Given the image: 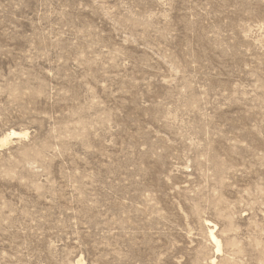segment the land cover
I'll use <instances>...</instances> for the list:
<instances>
[{
	"label": "rangeland",
	"instance_id": "1",
	"mask_svg": "<svg viewBox=\"0 0 264 264\" xmlns=\"http://www.w3.org/2000/svg\"><path fill=\"white\" fill-rule=\"evenodd\" d=\"M0 264H264V0H0Z\"/></svg>",
	"mask_w": 264,
	"mask_h": 264
},
{
	"label": "bare ground",
	"instance_id": "2",
	"mask_svg": "<svg viewBox=\"0 0 264 264\" xmlns=\"http://www.w3.org/2000/svg\"><path fill=\"white\" fill-rule=\"evenodd\" d=\"M20 133L19 132H15V131H11L10 132V135H19ZM7 140V138L5 137V138H3L1 141L2 142H5ZM220 248H219V245H217V250H219Z\"/></svg>",
	"mask_w": 264,
	"mask_h": 264
}]
</instances>
